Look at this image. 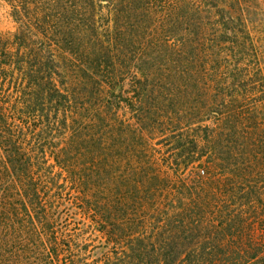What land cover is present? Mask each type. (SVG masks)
<instances>
[{
  "label": "trees",
  "instance_id": "trees-1",
  "mask_svg": "<svg viewBox=\"0 0 264 264\" xmlns=\"http://www.w3.org/2000/svg\"><path fill=\"white\" fill-rule=\"evenodd\" d=\"M0 264H264V0H4Z\"/></svg>",
  "mask_w": 264,
  "mask_h": 264
},
{
  "label": "rangeland",
  "instance_id": "rangeland-1",
  "mask_svg": "<svg viewBox=\"0 0 264 264\" xmlns=\"http://www.w3.org/2000/svg\"><path fill=\"white\" fill-rule=\"evenodd\" d=\"M10 11V6L4 0H0V32L3 34H12L17 30Z\"/></svg>",
  "mask_w": 264,
  "mask_h": 264
}]
</instances>
